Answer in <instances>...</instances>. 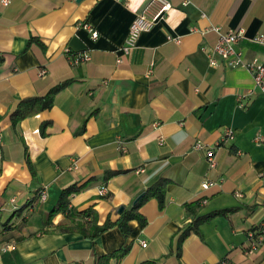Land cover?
Listing matches in <instances>:
<instances>
[{"label":"crops","instance_id":"0c3cea01","mask_svg":"<svg viewBox=\"0 0 264 264\" xmlns=\"http://www.w3.org/2000/svg\"><path fill=\"white\" fill-rule=\"evenodd\" d=\"M148 1L10 0L6 6L0 1V244L13 245L0 254V264H93L94 253L124 244L130 250L118 264H214L223 257L232 264H264V244L245 253L247 230L264 218V93L245 67L211 66L207 55L217 38L210 26L242 28L237 50L245 60L264 63V44L252 41L264 34V0H170L165 17L117 64V48ZM81 21L93 25L97 38L78 26ZM66 49L91 58L72 65ZM66 77L75 80L56 94L53 106L22 120L13 134L9 112L18 100ZM248 90L253 92L246 95ZM95 108L84 131L76 133ZM46 120L51 124L42 136L39 127ZM227 127L234 137L217 145ZM197 140L214 148V168L205 151L193 149ZM105 169L125 172L105 179ZM160 176L169 181L165 206L159 208L156 198L144 201L139 211L145 222L131 220L127 238L116 226L94 240L59 231L69 224L62 213L43 223L60 190L72 183L91 178L70 195L69 205H91L102 224ZM204 180L218 183L204 189ZM102 184L105 195L98 194ZM39 188L45 200L2 226ZM191 201H199L200 213L240 208L201 224L177 258L175 235L191 221L185 209Z\"/></svg>","mask_w":264,"mask_h":264},{"label":"trees","instance_id":"16d2710c","mask_svg":"<svg viewBox=\"0 0 264 264\" xmlns=\"http://www.w3.org/2000/svg\"><path fill=\"white\" fill-rule=\"evenodd\" d=\"M37 41H39V43L42 46H44L43 43L40 42V40ZM74 80L75 78L73 77H66L60 79L55 84L50 86L44 93L38 95L24 96L21 99H19L16 105L13 107V109L9 112L10 130L12 131V133L18 134V125L25 118L32 117L41 111L50 109L54 104V99L56 94L65 87H67L69 84H71ZM97 110L98 109L95 108L88 114V116L83 120L81 126L79 127L76 133H81L84 131L88 118L93 116L97 112ZM50 124H51L50 120L41 122L39 131L42 136L46 134V129L48 128V126H50ZM19 140L23 147L24 159L26 161L30 174L33 177H35L36 171L29 157L28 146L26 145L22 136H19ZM2 160H3V154H2V149L0 148V173L2 170L1 167ZM122 172H125V170L105 169L104 178L108 179L111 176H114ZM90 179L91 178H88L79 183H72L62 188L58 194L55 203L48 211H46L43 214L42 216L43 223L48 224L56 214L62 213L68 218L69 224L59 225L58 226L59 231L78 232L82 234L84 238L94 240L102 233L116 226L119 228L123 237L127 238L131 232V227L129 225V222L131 220H138L140 222H145L144 216L139 211L144 201L148 200L149 198H156L159 208H163L166 204V185L168 184L169 181L166 177L160 176L153 184L148 186L145 189V191L142 192V196L136 203H133L128 208H124L119 213L117 218L112 219L110 215H107L103 223L98 224V215L91 205L83 209H78L74 206L69 205L70 195L80 192V190L87 184V182ZM40 190L41 188L37 190L36 194L33 197L27 200L23 205L19 207V209L15 210L5 221H3L2 226L6 227L8 219H10L14 214L19 213L24 208L34 206V204L37 201ZM239 208H240L239 206H229V207L213 209L205 213H200L199 201H191L185 203V209L187 214L191 216V221L187 226H185L182 229H179L176 232L175 243H176L177 258L181 257L183 241L188 237V235L191 232L199 233L201 224L209 222L210 220H212L217 216H228L229 214H232L235 211H237ZM256 226L257 225L255 224L248 230H252ZM46 232L48 231L45 229L41 230V233H46ZM129 250H130V245L124 244L121 245L119 248L106 254L94 253L93 264H118L120 260L129 252ZM138 264H156V261L145 260Z\"/></svg>","mask_w":264,"mask_h":264},{"label":"built area","instance_id":"2783aa9c","mask_svg":"<svg viewBox=\"0 0 264 264\" xmlns=\"http://www.w3.org/2000/svg\"><path fill=\"white\" fill-rule=\"evenodd\" d=\"M3 6L10 3V0H0ZM184 3H187L185 0ZM172 8V3L170 0H149L144 6L140 13H138L129 25L128 33L124 39V42L117 48L116 52V63L121 64L124 61V56H127L137 45L138 39L142 33L149 32L155 25L162 20L166 13ZM79 27L88 30L93 39L97 38L98 31L87 21H81L78 23ZM216 33L217 38L213 47L208 51V61L211 66L224 65L227 67H245L251 72L254 81V87L260 92L264 93V63H261L256 58L245 60L241 53L237 50L236 44L242 38L244 30L242 28H228L222 30L220 26L212 25L208 28ZM178 41V39H176ZM253 42L264 44V34H256ZM66 56L68 61L72 65H79L85 61L90 60L91 56L88 53L80 52L74 53L71 50L66 49ZM44 70H40V74L43 75ZM253 90H248L245 94H251ZM239 100L242 99L240 95ZM242 104V103H240ZM234 130L231 128H225L219 142L217 145H221L224 142L231 140L234 137ZM256 141L261 140L260 136H256ZM193 149L203 150L206 154L207 165L209 168H214L216 165L214 159V148L207 147L203 142L197 140L193 144ZM216 181L204 180L201 182V187L206 189L213 184H217ZM107 193V187L105 185H100L98 188V194L105 195ZM237 196H241V193H237ZM46 198V192L43 188L39 191L37 202L44 201ZM264 207V202L261 203ZM257 226L248 230L247 236V246L245 249L246 254L254 253L262 244H264V218L256 224ZM145 246L146 243L142 242ZM13 245L11 243H1L0 244V254L7 252L12 249ZM207 264V263H201ZM214 264H232L228 257L219 260Z\"/></svg>","mask_w":264,"mask_h":264},{"label":"water","instance_id":"95a60500","mask_svg":"<svg viewBox=\"0 0 264 264\" xmlns=\"http://www.w3.org/2000/svg\"><path fill=\"white\" fill-rule=\"evenodd\" d=\"M141 196H142V193L136 197V199L134 200V203H136L140 199ZM122 210H123V207L121 206L119 207L118 212L120 213Z\"/></svg>","mask_w":264,"mask_h":264}]
</instances>
